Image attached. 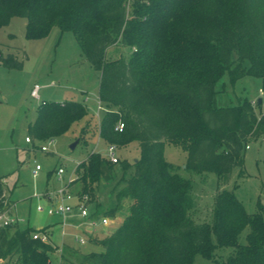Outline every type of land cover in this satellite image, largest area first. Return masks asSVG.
<instances>
[{
	"label": "trees",
	"instance_id": "16d2710c",
	"mask_svg": "<svg viewBox=\"0 0 264 264\" xmlns=\"http://www.w3.org/2000/svg\"><path fill=\"white\" fill-rule=\"evenodd\" d=\"M14 16L27 19L28 39L43 38L53 27L75 35L100 71L99 99L110 108L99 121L100 138L119 148L133 141L140 147L134 160L113 162L91 151L76 165L68 186L78 183V197L90 202L99 184L113 179L117 163L130 171L113 189L116 205L104 215L114 216L127 197L132 202L114 231L89 235L100 250L70 248L61 252L60 264H200L197 255L212 264H264L263 214L249 213L226 187L233 168L244 165L249 138L264 134V111L258 114L246 98L221 105L216 89L224 76L233 82L251 75L262 78L264 93V0H0V27ZM113 45L130 47V57L108 59ZM0 64L23 66L1 49ZM87 114L79 101L44 100L28 124L29 142L54 139ZM119 120L122 131L115 129ZM85 132L86 125L80 136ZM167 143L186 150L187 169L218 174L210 222L190 216L192 184L165 158ZM11 207L0 175V211ZM23 222L0 227V259L51 264L49 253L59 246L51 235V242L33 238L47 227ZM222 247L233 252L216 258Z\"/></svg>",
	"mask_w": 264,
	"mask_h": 264
},
{
	"label": "rangeland",
	"instance_id": "374dc122",
	"mask_svg": "<svg viewBox=\"0 0 264 264\" xmlns=\"http://www.w3.org/2000/svg\"><path fill=\"white\" fill-rule=\"evenodd\" d=\"M26 24L25 17L14 16L7 25L0 27V49L4 54L13 53L23 62L21 68L0 64V175L4 176L6 192L15 204L13 215L25 219L23 224L35 229L47 227L46 232L51 235L52 240H60L61 243V230H66L71 223L80 224L88 234L92 231L76 205L79 198L78 183L68 185L76 176V165L86 159L91 151L106 155L108 144L100 138L98 124L102 115L110 108L99 99L100 71L85 59L75 35L71 31L61 32L58 27H53L43 38L28 39L25 35ZM131 53L130 47L113 45L108 48L106 56L108 59H127ZM36 84L40 86L39 98L31 95ZM260 88H263L260 77L246 75L231 82L224 76L216 86L217 100L222 105L237 103L239 98H246L256 104V112L259 114L264 111V93H260ZM44 100L79 101L87 107L88 114L53 140H37L32 144L26 141L28 124L35 119L38 106ZM99 105L102 106L101 109L98 108ZM84 125L86 132L80 136L81 127ZM76 141V146L71 148ZM42 145H47L48 151H41L39 148ZM117 155L120 160L138 158V142L133 141L124 147H117ZM165 158L178 166L180 175L191 181L192 207L189 214L192 219L198 223L210 222L218 190V174L187 169L186 150L173 143L165 145ZM37 165L40 168L36 170ZM59 167L65 170L61 175L56 173ZM129 175L130 171L124 173L120 163H117L113 179L99 184L96 200H86L84 204L93 221L98 222L108 209L116 205V190L113 189L123 176ZM64 187L75 195L67 200L74 208L65 218L54 214V207L59 199L54 194ZM226 187L234 190L236 197L249 213L261 212L264 217V134L249 138L244 165L233 168ZM45 192L52 193L53 198L43 196L39 199L34 196ZM39 202L45 206L42 211L36 209ZM118 210V215L121 216L125 207L120 205ZM63 219L66 220L64 228L60 224ZM115 223L117 224V210L116 219L108 229H113ZM98 228H101L100 221ZM248 231L245 228L241 232L240 243H246ZM80 246L83 252L100 250V247L90 242ZM60 252L57 250L49 253L51 264H60ZM232 252L231 247L215 250L216 258H226ZM69 257L77 259L74 255ZM19 262L17 256L0 259V264H21ZM196 262L212 264L211 260L200 255L196 256Z\"/></svg>",
	"mask_w": 264,
	"mask_h": 264
},
{
	"label": "built area",
	"instance_id": "2783aa9c",
	"mask_svg": "<svg viewBox=\"0 0 264 264\" xmlns=\"http://www.w3.org/2000/svg\"><path fill=\"white\" fill-rule=\"evenodd\" d=\"M39 90H40V86L38 84H36L31 91V95L33 97L39 98ZM260 93H263L262 89H260ZM98 107H99V109H101L102 106L99 105ZM123 128H124V122L122 120H119L115 126V129L118 131H122ZM51 140H53V139H51ZM26 141L29 142L30 138L26 137ZM48 149H49V147L47 145H42L40 147V150L44 151V152L48 151ZM106 156H108L113 162H118L119 156L117 155L116 145H114V144H108L107 145ZM39 168H40L39 165H37L36 170ZM36 170H35V173H36ZM64 171L65 170L63 167H59L56 173H57V175H61L64 173ZM74 179L70 180V182L73 181ZM34 196L39 198V199L43 196L46 198H49V199L53 198V195L50 192H45L44 194H35ZM54 196L59 198L57 203H56V206L54 207V214L65 218L66 214L68 212H71L74 208V206L71 203H69L67 200L73 198V196H75V195H73L71 192H69V190L66 187H64L57 194H54ZM87 199H88L87 196H83L82 198H78V200L76 199L77 200L76 205L79 206L80 214L82 217H85L87 219L88 224L92 227H97L98 223L93 221L92 219H90V217H88L89 212H88L87 206L84 204ZM44 208H45L44 204H42L40 202L37 203L36 209L38 211H42ZM12 210H13V207L6 209V210H3V211H0V227L5 226L7 224L14 223L16 221H23L24 220L23 218H18L16 216H14L12 213ZM109 222H110V218L107 215L102 216L100 219V224H102V225H108ZM61 225L63 228L66 226V220L65 219H63L61 221ZM33 238L40 239L43 242H51L50 234L48 232H45V231L34 232ZM76 240L79 241L81 244H85L87 241L85 238L78 236V235H76Z\"/></svg>",
	"mask_w": 264,
	"mask_h": 264
},
{
	"label": "crops",
	"instance_id": "0c3cea01",
	"mask_svg": "<svg viewBox=\"0 0 264 264\" xmlns=\"http://www.w3.org/2000/svg\"><path fill=\"white\" fill-rule=\"evenodd\" d=\"M131 202H132V200L129 197L123 199V201L121 202L120 205H123L125 207V212H124V214L119 216L118 215L119 210L117 209V224L115 223V225H114L115 227H113V229H111V230H109L108 228H109L110 224L114 223V220L116 219V212H115V214L113 216L114 218L110 219V222H109L108 225H102L101 224V228H98V225H97V227H92V226H90L88 224L90 226L91 230H92L91 233H89V234L85 230H83L81 228L82 226L80 224H76V225H74L72 223L69 224V226H68L69 228L67 227L66 230H64V229L61 230V233H60V236L62 235L61 243L59 242L60 240L59 241L58 240L57 241L53 240L59 246L58 251L59 252H60V250H61V252L62 251L65 252L66 251V253H67V251H69L68 249H70V248H77V249L82 251L81 246H80L81 243L76 240V235L85 238L87 240L86 241V243H87L89 235H91V234H96V235H98L100 237H103L104 235H107V234L111 233L112 231H114L121 224V222L124 219V217L128 214L127 212H129V206H130ZM102 216H104V215H102ZM88 217H90V219L93 220L91 215H89ZM86 221H87V219H86ZM99 221L97 222L98 224H99ZM60 224H61V222H60Z\"/></svg>",
	"mask_w": 264,
	"mask_h": 264
},
{
	"label": "water",
	"instance_id": "95a60500",
	"mask_svg": "<svg viewBox=\"0 0 264 264\" xmlns=\"http://www.w3.org/2000/svg\"><path fill=\"white\" fill-rule=\"evenodd\" d=\"M259 102H261V99H259ZM78 141L74 142L72 145H71V148H74L76 146Z\"/></svg>",
	"mask_w": 264,
	"mask_h": 264
}]
</instances>
